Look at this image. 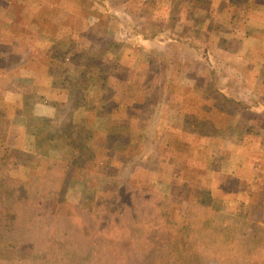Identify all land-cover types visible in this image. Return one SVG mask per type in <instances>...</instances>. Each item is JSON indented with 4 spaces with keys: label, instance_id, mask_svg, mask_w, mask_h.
<instances>
[{
    "label": "rangeland",
    "instance_id": "rangeland-1",
    "mask_svg": "<svg viewBox=\"0 0 264 264\" xmlns=\"http://www.w3.org/2000/svg\"><path fill=\"white\" fill-rule=\"evenodd\" d=\"M261 27L264 0H0V264H91L102 237L108 264H216L187 256L202 221L264 255V175L239 189L220 168L232 123L264 124L237 93Z\"/></svg>",
    "mask_w": 264,
    "mask_h": 264
},
{
    "label": "crops",
    "instance_id": "crops-1",
    "mask_svg": "<svg viewBox=\"0 0 264 264\" xmlns=\"http://www.w3.org/2000/svg\"><path fill=\"white\" fill-rule=\"evenodd\" d=\"M245 28L246 31L259 30L255 27ZM261 28L264 30V27ZM247 37L251 38L249 34ZM239 43L240 45L238 44L235 51L238 56L243 48V42L239 41ZM245 58L246 55L244 58L239 59L238 70L240 73H244V76L246 75L249 85L245 88V91L242 87L237 90V93L242 95L245 102L251 104L248 105V111L263 119L264 59H254V61L246 62ZM259 120L252 122V120H246L243 116L236 124L235 121L232 123V139L230 141L232 147L227 155L230 162H228V158H221L222 161L220 160V168L223 166L221 172L227 171V176L237 181L234 185L239 189H241L242 184H253L264 175V124H259ZM252 153L255 154L253 158L251 157ZM224 163L226 164L224 165Z\"/></svg>",
    "mask_w": 264,
    "mask_h": 264
},
{
    "label": "trees",
    "instance_id": "trees-1",
    "mask_svg": "<svg viewBox=\"0 0 264 264\" xmlns=\"http://www.w3.org/2000/svg\"><path fill=\"white\" fill-rule=\"evenodd\" d=\"M203 106L202 111L199 109L198 113L194 112L192 114V119L194 122H196V129L198 130V134L200 136H209V132L206 130L208 125L211 124V117H209V115H213V112L207 111L205 110V107L207 108V105L202 104V102L200 101V106ZM199 106V107H200ZM211 109H217V105L214 106H210ZM20 194V193H18ZM1 197V196H0ZM20 197L18 201H20ZM150 200H153L152 198H150ZM19 206L22 208L27 209V207L23 204H21L19 202ZM135 207H138V204L135 203L133 205V209L134 210ZM131 211V212H132ZM20 213H17L13 216L12 219H21L23 216L19 215ZM133 214V213H132ZM130 214V215H132ZM125 226H129V229H124V234H129L131 241L133 243H130L132 246H139L140 244H142L144 246L145 240L142 241L141 237L139 236V226H140V221H138V218H133V220H128L127 223L125 224ZM90 230V229H89ZM193 235V239H195L196 241H190V245L193 246L190 253L187 256H192V252H196L198 250L199 253H202L205 257L206 256H214V254H218V255H222L225 253L224 256H220L221 260H217L216 258H212V260L216 263V264H227V261H229L230 264L233 263H238V264H264V255L262 254H255L253 252H251V250H243V251H230L228 252V250L224 251L222 249V241L220 239H223L221 236V233L219 232H215L212 230V228H206L203 227V221L197 223L195 226H193L191 228L190 231ZM91 237V236H90ZM120 238H118V235L116 234L115 236V242H121V240L125 241L126 238L124 236H119ZM226 237V236H225ZM227 238V237H226ZM95 239V238H94ZM121 239V240H120ZM92 240L91 244H94V246L92 247V250H89L85 256L86 258H88V260L91 262V264H108V254L107 252H109V244L105 241V238L102 237L101 239L98 240ZM155 237L152 235L148 238V241L150 243H153V241H155ZM62 241H57V240H52V239H47L46 243L53 245L54 247L58 246L59 243L61 244ZM161 245H164V242L162 240H158L155 241ZM225 245H228V243H225ZM233 245V242H232ZM59 246H63V245H59ZM242 246V245H241ZM113 255V260L115 261V263L113 264H124V261L120 258V256L114 252H112ZM203 260L200 258L198 261L200 264H202L204 262ZM209 259V258H208ZM211 260V259H210ZM127 261H133V257H127ZM44 264H48L47 259L43 260ZM78 262L77 257L74 258V263Z\"/></svg>",
    "mask_w": 264,
    "mask_h": 264
}]
</instances>
